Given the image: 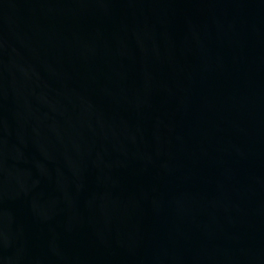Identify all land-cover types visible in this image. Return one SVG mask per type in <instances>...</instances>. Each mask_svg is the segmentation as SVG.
Returning a JSON list of instances; mask_svg holds the SVG:
<instances>
[{
	"label": "water",
	"instance_id": "95a60500",
	"mask_svg": "<svg viewBox=\"0 0 264 264\" xmlns=\"http://www.w3.org/2000/svg\"><path fill=\"white\" fill-rule=\"evenodd\" d=\"M0 264H264V0H0Z\"/></svg>",
	"mask_w": 264,
	"mask_h": 264
}]
</instances>
